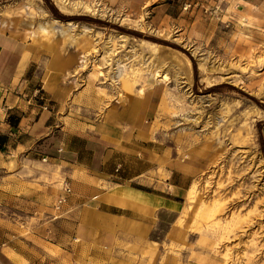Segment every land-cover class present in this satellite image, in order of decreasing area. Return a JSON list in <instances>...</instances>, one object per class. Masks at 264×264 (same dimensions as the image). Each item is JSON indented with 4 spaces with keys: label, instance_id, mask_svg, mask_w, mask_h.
Masks as SVG:
<instances>
[{
    "label": "rangeland",
    "instance_id": "rangeland-1",
    "mask_svg": "<svg viewBox=\"0 0 264 264\" xmlns=\"http://www.w3.org/2000/svg\"><path fill=\"white\" fill-rule=\"evenodd\" d=\"M33 1L0 0V17L6 8L27 4L37 10L36 30L47 33L38 27L47 22L40 6L56 4L62 11L52 34L80 41L71 73L62 78L72 86L62 114L102 117L125 96H146L158 103L147 124L162 145L204 161L180 207L162 212L152 235L140 241V262L264 264V22L229 0H149L137 7L69 0L97 1L104 15L64 9L54 0ZM31 15L1 21L0 35L14 32L17 23L21 31L32 28ZM66 22L76 25L68 29ZM49 213L21 218L22 236L54 227Z\"/></svg>",
    "mask_w": 264,
    "mask_h": 264
},
{
    "label": "crops",
    "instance_id": "crops-1",
    "mask_svg": "<svg viewBox=\"0 0 264 264\" xmlns=\"http://www.w3.org/2000/svg\"><path fill=\"white\" fill-rule=\"evenodd\" d=\"M106 1L137 7L149 0ZM229 1L264 22V0ZM56 6H40L47 24L39 26L62 21ZM27 13L32 28L17 23L0 35V264H143L140 241L162 212L180 207L204 161L162 145L147 124L158 103L146 96H125L102 117L62 114L72 91L62 78L80 41L36 30L37 10L27 4L6 8L0 23ZM45 61L49 68L39 71ZM65 184L71 192L54 227L22 236L18 221L51 212Z\"/></svg>",
    "mask_w": 264,
    "mask_h": 264
},
{
    "label": "bare ground",
    "instance_id": "bare-ground-1",
    "mask_svg": "<svg viewBox=\"0 0 264 264\" xmlns=\"http://www.w3.org/2000/svg\"><path fill=\"white\" fill-rule=\"evenodd\" d=\"M30 1H31L30 2L31 5H36L35 4L36 2H34L33 0H30ZM54 1L57 2L59 5H61L62 8L68 9V10H76V11L84 10V11H87V12H89L91 14H100V15H104V13H106L104 8H102L101 5L99 4V2H97V1L93 2L92 4H88V3L84 2V1H76V2H72V1H69V0H54ZM51 23H52V25L49 28H47L46 26H39V27H40V29L42 31H47V32L50 31L51 29H54L55 27H58V24H57L56 20H53V22H51ZM66 23L68 24V29H69V27L71 29V28H73L76 25L75 22H66ZM55 24H57V25H55ZM89 29H90L89 26L81 25V30L80 31L83 32V34H84L85 32H88ZM67 32L68 31H67V28H66V30L63 31V33L68 34ZM117 35H119L120 37H126L124 34H121V33H119Z\"/></svg>",
    "mask_w": 264,
    "mask_h": 264
},
{
    "label": "built area",
    "instance_id": "built-area-1",
    "mask_svg": "<svg viewBox=\"0 0 264 264\" xmlns=\"http://www.w3.org/2000/svg\"><path fill=\"white\" fill-rule=\"evenodd\" d=\"M62 190L63 192L57 196L56 200L52 205V211L48 214V218L50 222L59 219L61 206L66 201L67 195L71 192V188L67 184L63 186Z\"/></svg>",
    "mask_w": 264,
    "mask_h": 264
},
{
    "label": "trees",
    "instance_id": "trees-1",
    "mask_svg": "<svg viewBox=\"0 0 264 264\" xmlns=\"http://www.w3.org/2000/svg\"><path fill=\"white\" fill-rule=\"evenodd\" d=\"M59 17L61 18H64L63 15H59ZM72 18H75V19H82V20H87L89 22H92V23H103V24H108V23H105L104 21H100L99 19H94V18H90V17H86V16H80V15H76V16H73ZM118 29H121L123 30L122 28H118ZM196 72V69H195V66H194V74Z\"/></svg>",
    "mask_w": 264,
    "mask_h": 264
}]
</instances>
